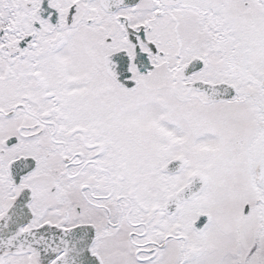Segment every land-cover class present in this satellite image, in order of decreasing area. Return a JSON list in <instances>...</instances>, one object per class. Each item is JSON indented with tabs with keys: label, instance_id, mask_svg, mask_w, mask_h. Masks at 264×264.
<instances>
[{
	"label": "snow or ice",
	"instance_id": "6c2138e0",
	"mask_svg": "<svg viewBox=\"0 0 264 264\" xmlns=\"http://www.w3.org/2000/svg\"><path fill=\"white\" fill-rule=\"evenodd\" d=\"M0 264H264V0H0Z\"/></svg>",
	"mask_w": 264,
	"mask_h": 264
}]
</instances>
